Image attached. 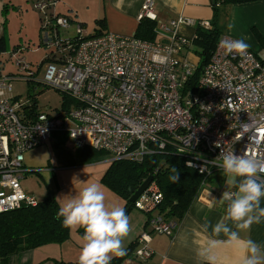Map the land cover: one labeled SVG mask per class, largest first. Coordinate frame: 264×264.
Here are the masks:
<instances>
[{"label":"built area","instance_id":"2783aa9c","mask_svg":"<svg viewBox=\"0 0 264 264\" xmlns=\"http://www.w3.org/2000/svg\"><path fill=\"white\" fill-rule=\"evenodd\" d=\"M57 1L34 4L44 14L40 35L45 68L39 83L68 97L73 107L56 116L27 114L12 95L11 84L36 82L42 60L34 70L22 55L23 48L9 52L16 73L0 74V214L37 205V197L21 186L30 172L24 157L54 134H66L78 149L101 150L110 161L141 162L171 147L185 154L187 164L204 178L222 171L215 160L222 149L264 160V60L251 49L243 57L225 56L219 42L234 38L221 35L191 86L197 65L180 54L193 40L177 30L181 25L209 29L208 21L196 23L182 16L159 19L154 1L145 0L138 19L155 21V40L112 32L82 39L85 33L77 24L72 43V36L61 33L71 21L54 12ZM159 198L152 181L133 202L146 216L132 251L139 262L153 254V235L172 236L178 227L157 213Z\"/></svg>","mask_w":264,"mask_h":264},{"label":"crops","instance_id":"0c3cea01","mask_svg":"<svg viewBox=\"0 0 264 264\" xmlns=\"http://www.w3.org/2000/svg\"><path fill=\"white\" fill-rule=\"evenodd\" d=\"M153 1V11L159 19L182 16L190 18L196 23L199 21L211 23L213 18L212 0ZM79 2L81 0H58L53 10L56 13L68 14L72 18H76L82 24V29L86 34H89V28L94 30L97 19L103 18L105 19V32L132 36L136 31L138 15L145 0H96L90 18L80 10ZM60 5L62 9L59 8ZM229 24L232 25L231 30L228 28ZM219 25L223 35L234 39H244L249 44V49L258 58L264 60V0L234 4L223 8L219 15ZM195 29L196 25H181L177 32L193 40ZM180 56L187 62L198 65L199 57L192 51V42L190 49L182 51ZM61 140L63 144H58ZM48 144L54 147L49 157L47 154ZM39 148L43 149L40 150L42 153H38L37 149ZM79 150L65 134H54L46 144L25 154L24 165L30 172L34 168H41L39 173L43 174V177L44 173H47L50 181L53 179L52 173L57 171L59 178L55 176L53 181L58 184L57 180H59L61 186L51 194L59 206L67 199L78 195L84 187L97 183L102 186L105 192L107 205L124 208L125 201L100 181L109 166V156L83 158ZM225 181L226 178L222 184L217 181L213 187L207 185L199 189L187 214L172 236L165 234L152 236L150 246L153 254L148 260L139 262L132 256H128L120 264H198L196 250L206 244L211 232V229L205 232L203 226L207 222L214 225L225 215L223 212L224 203L219 199L224 191H234L230 187L227 188ZM57 197H63V200H57ZM261 206L264 207V199L261 201ZM128 216L131 231L123 241L125 249L145 228V217L132 215L131 212L128 213ZM77 230H69L70 240L63 244H50L14 254L7 259V264H55L53 259L76 260L79 258L83 243L82 236L78 234ZM240 235L244 239L250 238L264 245V221L253 224L249 231H242ZM219 239H225V237L221 236ZM216 255L217 264H239L240 253L234 247L221 245L216 249Z\"/></svg>","mask_w":264,"mask_h":264},{"label":"trees","instance_id":"16d2710c","mask_svg":"<svg viewBox=\"0 0 264 264\" xmlns=\"http://www.w3.org/2000/svg\"><path fill=\"white\" fill-rule=\"evenodd\" d=\"M254 1L259 0H212L213 18L210 23L211 28L204 29L196 26L195 37L192 41V45L194 46L192 51L199 57V62L191 78V86H194L196 83L203 67L210 60L219 38L223 35L219 25L220 11L223 8H227L234 4ZM57 14L66 16L70 21L74 20V18L68 14ZM40 18H43V16L41 15ZM77 24L82 25L81 23ZM95 24L94 32L92 34L85 33L81 36L82 39L97 37L105 33V19H97ZM42 26L43 24L40 19V29ZM154 27L155 21L146 18L141 19L138 21L134 36L145 40H155ZM70 41L73 43L76 39L72 36ZM17 48V46H14L12 51ZM7 50L5 38L0 34V54L6 53ZM9 52L7 54L9 58H6L5 56V60L1 59L0 63L4 64L5 61L10 60L13 69H15L13 60L9 56ZM41 60V64H43L45 60L44 56ZM41 64L39 63L37 66H40ZM3 71L4 67L0 66V74L11 75L10 73H3ZM64 101L67 108L70 105L69 103H71V100L66 97L64 98ZM23 109L31 116H35L40 112L37 109L35 101L31 104H23ZM58 144H63V141H59ZM79 152L83 158L107 155L105 152L89 146L82 147ZM174 168L177 170L179 177L176 182H173L172 179H170V177L177 174L173 171ZM32 172L40 174L38 170H32ZM150 175L153 176V181L160 194L157 213L168 221L176 222L177 225L181 223L182 219L187 214L191 203L202 186L208 185L213 187L217 181L222 184L225 180L222 171H215L211 176L204 178L198 170L187 164L185 154L178 153L176 150L169 147L162 152H156L145 156L141 162H135L129 159L110 161L109 166L102 175L100 181L104 186L125 201L124 209L128 215L133 208V203H129V189L132 187H139V185ZM213 176L215 177L214 182L211 180ZM59 207L56 199L52 195L47 194L42 199L37 197L36 206H22L1 213L0 264H7V259L10 256L20 252L33 250L50 244L60 245L69 241V229L64 228L61 220L56 219ZM225 210L226 204L223 206L224 214ZM83 231V228H78L77 230L80 236L83 235ZM135 245L136 239L128 244L124 256H113L110 264H120L126 257L132 256V251L134 250ZM53 261L55 264H78V258L71 261L56 259H53Z\"/></svg>","mask_w":264,"mask_h":264},{"label":"clouds","instance_id":"9594fccd","mask_svg":"<svg viewBox=\"0 0 264 264\" xmlns=\"http://www.w3.org/2000/svg\"><path fill=\"white\" fill-rule=\"evenodd\" d=\"M228 28L231 30L232 25ZM219 47L225 56L243 57L249 44L244 39L223 38ZM215 160L224 173L227 188L234 191H224L219 199L226 204L225 215L216 224L207 222L203 226L205 232H211L206 244L196 250L198 264H217L216 249L221 245L237 249L239 264H264V245L240 235L264 221V160L247 152L239 155L223 149ZM173 171L177 173L175 168ZM170 179L176 182L178 173ZM105 201L102 186L92 183L60 204L56 219L61 220L62 226L84 230L78 264H110L113 256L126 254L123 241L131 231L130 218L123 207L109 206ZM221 236L225 239H219Z\"/></svg>","mask_w":264,"mask_h":264},{"label":"rangeland","instance_id":"374dc122","mask_svg":"<svg viewBox=\"0 0 264 264\" xmlns=\"http://www.w3.org/2000/svg\"><path fill=\"white\" fill-rule=\"evenodd\" d=\"M36 1L37 0H0V34L4 36L8 49L6 53L0 54V60H5V56L6 58H9L7 55L8 52L10 50L12 51L14 46H17L23 48V51L21 52L22 55H24L26 61L30 63L32 68L37 70V65L40 63L41 58L44 55L40 35V17L44 14L34 8ZM87 5H89V8H87ZM95 5L96 0H81V2H79L80 10L88 15L89 18L94 11ZM59 8L62 9V6L60 5ZM77 23L79 22L74 18V20H71L69 28L62 30L61 33L67 34L68 36H74ZM88 31L89 34L94 32L93 28H89ZM192 48H194L193 45ZM0 66L4 67L3 73H16L10 60L5 61L4 64L0 63ZM44 68L45 64L37 70L38 73L35 77L36 82H28L25 80L12 81V95L18 98V101L24 105L31 104L35 101L38 111L56 116L58 112H64L66 110V104L64 101V98L66 97L57 92V90L39 83L42 79ZM69 104L72 108L73 103ZM55 136L57 137L58 135ZM48 146V151L47 149L46 151L49 157L53 152L52 148L54 147L49 144ZM37 150L38 153H42L40 150L43 149L39 148ZM34 169L40 171L41 168ZM56 172H51L53 179L54 176L59 178ZM46 174L47 173H44L43 177V174L27 172L21 179V186L24 191L34 194L39 199H42L47 194L52 195L51 193L55 191V189H58V187L61 186V183L59 180H57L58 184L55 183L53 179L50 181ZM211 180L214 182L215 177L213 176ZM131 214L138 215L139 217H146L143 211L134 207L131 210Z\"/></svg>","mask_w":264,"mask_h":264},{"label":"water","instance_id":"95a60500","mask_svg":"<svg viewBox=\"0 0 264 264\" xmlns=\"http://www.w3.org/2000/svg\"><path fill=\"white\" fill-rule=\"evenodd\" d=\"M153 181V176H148L140 185L139 187L135 188L132 187L129 189L130 198L129 203L132 204L136 201V199L143 193V191L148 187V185Z\"/></svg>","mask_w":264,"mask_h":264}]
</instances>
